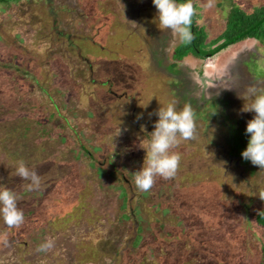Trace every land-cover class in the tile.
Wrapping results in <instances>:
<instances>
[{
    "label": "rangeland",
    "instance_id": "1",
    "mask_svg": "<svg viewBox=\"0 0 264 264\" xmlns=\"http://www.w3.org/2000/svg\"><path fill=\"white\" fill-rule=\"evenodd\" d=\"M232 2L264 4L193 0L205 42ZM179 42L152 0H0V184L25 217L19 228L0 217V264L257 263L264 229L249 211L264 206V169L241 153L264 41L173 64ZM173 100L194 109L196 137L173 149L175 177L142 192L133 173L154 113ZM20 160L38 189L16 175ZM49 238L55 246L38 252Z\"/></svg>",
    "mask_w": 264,
    "mask_h": 264
},
{
    "label": "clouds",
    "instance_id": "2",
    "mask_svg": "<svg viewBox=\"0 0 264 264\" xmlns=\"http://www.w3.org/2000/svg\"><path fill=\"white\" fill-rule=\"evenodd\" d=\"M152 3L157 9L160 27L171 30L182 44H190L194 39L191 31L192 18L196 14L193 0H185L182 3L177 0H152ZM213 6V0H208L206 7ZM247 94L252 103L243 110L253 112L254 116L247 121L246 134L250 138L241 156L245 161L264 169V88L250 86ZM154 114L158 116V120L150 133L143 166L133 173L135 186L142 192L151 190L157 177L164 180L175 177L181 163V155L173 149L179 145L180 139L192 140L196 137V114L190 104L186 103L178 110L177 101L173 100L166 106L159 107ZM140 118L142 116L137 117ZM16 175L30 181V191L40 187L39 175L35 170L29 169L23 160L18 161ZM259 198L264 201V190L259 193ZM17 201L16 193L0 184V217L9 228H19L25 220L24 212L18 207ZM54 246V240L49 238L38 246L37 251L47 252Z\"/></svg>",
    "mask_w": 264,
    "mask_h": 264
},
{
    "label": "trees",
    "instance_id": "3",
    "mask_svg": "<svg viewBox=\"0 0 264 264\" xmlns=\"http://www.w3.org/2000/svg\"><path fill=\"white\" fill-rule=\"evenodd\" d=\"M178 3L185 0H177ZM195 7V5H194ZM196 14L193 16L191 31L194 39L190 44L179 42L172 50L173 64L184 59L188 54L195 57H210L218 52L246 39L264 41V4L247 10L237 2H232L227 10L224 28L221 33L205 42L206 31L202 25L196 23ZM215 101H220L219 97ZM211 101L210 106L215 108L217 102ZM245 138V137H244ZM251 211V210H250ZM249 211L250 220L259 228L264 229V206ZM260 259L256 264H264V237L260 238L258 247Z\"/></svg>",
    "mask_w": 264,
    "mask_h": 264
}]
</instances>
